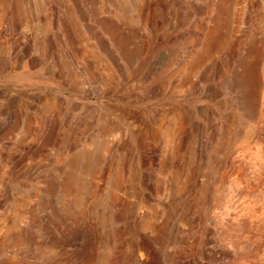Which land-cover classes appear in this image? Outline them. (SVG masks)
<instances>
[{
	"label": "rangeland",
	"instance_id": "1",
	"mask_svg": "<svg viewBox=\"0 0 264 264\" xmlns=\"http://www.w3.org/2000/svg\"><path fill=\"white\" fill-rule=\"evenodd\" d=\"M10 263L264 264V0H0Z\"/></svg>",
	"mask_w": 264,
	"mask_h": 264
},
{
	"label": "bare ground",
	"instance_id": "2",
	"mask_svg": "<svg viewBox=\"0 0 264 264\" xmlns=\"http://www.w3.org/2000/svg\"><path fill=\"white\" fill-rule=\"evenodd\" d=\"M223 9H224V7L221 5V3L219 4V7H217V11H218V14H221V12H223ZM141 14H143V13H141ZM143 17V16H142ZM103 22V25H105L107 28H111L112 29V31L113 32H118V30H117V28H116V26L113 24V22H111V21H108V20H104V21H102ZM215 30V29H214ZM216 30H217V32H218V26H216ZM118 34V33H117ZM208 36H210V35H208ZM210 39H211V37H210ZM209 39V40H210ZM114 40H116L115 38H114ZM119 40V42L121 43L122 42V40L123 39H118ZM208 40V41H209ZM212 40V39H211ZM117 42V41H116ZM208 44V43H207ZM124 46V45H123ZM121 47V46H120ZM127 47V46H126ZM123 48V47H122ZM254 56H256V54L254 53L255 52V50H251L250 51ZM259 53V52H258ZM201 62V61H200ZM102 64V63H101ZM106 64V63H105ZM104 63H103V65H105ZM200 64V63H199ZM198 64V65H199ZM106 66V65H105ZM196 66V65H195ZM254 64H252L251 62H250V64H247V65H244V73H247V78H246V82H249L250 83V85H251V88L253 89L254 87H256L257 85H256V77H255V74H254ZM246 76V75H245ZM261 79V78H260ZM245 83V82H244ZM249 87V86H248ZM251 90V89H250ZM254 90V89H253ZM257 93V92H256ZM255 108H256V106H255ZM146 111V110H145ZM254 111V110H253ZM162 127V126H161ZM231 127V126H230ZM240 137V136H239ZM227 139V138H226ZM170 140H171V136H170ZM242 145V144H241ZM104 148V147H103ZM253 158V157H252ZM77 168V167H76ZM119 173V172H118ZM122 179H123V177H122ZM70 182H71V180H69ZM68 181V182H69ZM69 182V186H71L70 183ZM181 182H182V180H181ZM73 183V182H72ZM117 183H119V182H117ZM122 183V182H121ZM120 183V184H121ZM177 184V183H176ZM123 185V184H122ZM186 185V184H185ZM184 185V186H185ZM68 186V185H67ZM181 185H179V187H180ZM178 187V188H179ZM120 188V187H119ZM178 188H176V190H178ZM179 189H183V188H179ZM69 190H71V188L69 189ZM115 190H117V188L115 187ZM180 190V191H181ZM184 190V189H183ZM182 190V192H184ZM118 192V191H117ZM116 192V193H117ZM83 194V193H82ZM181 193H179V195H180ZM183 194V193H182ZM77 197V196H76ZM18 200V199H17ZM16 200V201H17ZM80 200H82L81 198L79 199V201ZM181 200H183L182 198H181ZM18 202H20V201H18ZM76 202H78V200L76 201ZM182 202V201H181ZM183 203V202H182ZM21 204V203H20ZM23 204V203H22ZM18 206V205H17ZM80 206V205H79ZM14 209H16V210H18L17 208H14ZM21 210V209H20ZM19 211V210H18ZM22 211V210H21ZM16 212V211H15ZM24 213V212H23ZM23 213H22V215H23ZM14 216H15V214H14ZM16 217H19V213H18V216H16ZM21 218V217H20ZM13 224H15V221H14V223ZM14 235H16L17 236V238H21V234H20V232H17V234H14ZM16 241V240H15ZM11 264V263H10Z\"/></svg>",
	"mask_w": 264,
	"mask_h": 264
}]
</instances>
